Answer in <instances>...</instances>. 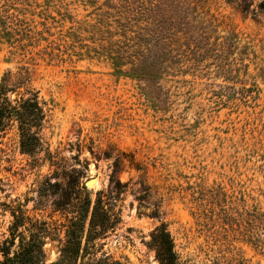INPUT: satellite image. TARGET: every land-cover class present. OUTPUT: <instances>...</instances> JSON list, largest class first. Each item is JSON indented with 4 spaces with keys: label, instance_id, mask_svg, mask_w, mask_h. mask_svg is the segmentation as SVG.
I'll use <instances>...</instances> for the list:
<instances>
[{
    "label": "rangeland",
    "instance_id": "obj_1",
    "mask_svg": "<svg viewBox=\"0 0 264 264\" xmlns=\"http://www.w3.org/2000/svg\"><path fill=\"white\" fill-rule=\"evenodd\" d=\"M207 1L219 24L208 46L219 48L229 30L237 36L225 50L230 72L208 56L136 80L71 50L61 59L37 54L45 41L21 61L0 44V78L27 65L31 87L46 102L39 135L50 153L34 160L20 151L13 127L0 132V241L12 221L4 204L63 221L51 204L58 194L35 206L40 182L51 175L59 192L78 181L91 199L98 190L113 196L120 220L102 243L115 264H158L148 242L160 222L182 264H264V13H251L260 0ZM250 4L249 12L239 10ZM70 7L75 19L92 10L80 1ZM49 24L53 42L70 25ZM43 251L46 263L54 261L58 242L46 239Z\"/></svg>",
    "mask_w": 264,
    "mask_h": 264
},
{
    "label": "trees",
    "instance_id": "obj_2",
    "mask_svg": "<svg viewBox=\"0 0 264 264\" xmlns=\"http://www.w3.org/2000/svg\"><path fill=\"white\" fill-rule=\"evenodd\" d=\"M76 1L83 8L92 7L80 19H75L72 13L75 9L70 7ZM61 2L0 0V44H5L9 54L21 61L31 52L29 49L45 41L46 45L37 54L61 59L62 53L71 50L77 59L105 61L115 75L136 80L156 79L157 71H179L184 61L197 65L208 56L216 69L231 71L232 62L224 57L225 50L237 36L229 30L224 38L226 42L219 48L212 50L208 46L206 41L219 24L208 13L207 0H72L63 5ZM251 5L239 6V10L249 12ZM258 9L264 13V0L255 3L252 15ZM35 17L40 21H35ZM49 20L70 24L65 31H58L55 42L48 41V36H52ZM63 45L66 51L60 49ZM48 112L46 102L30 85L27 65L20 64L15 71L6 70L2 74L0 132L13 127L20 151L34 160L42 152L46 154L43 159L50 160L39 135ZM49 177L40 182L35 206L42 205L46 194H58L51 204L63 221L49 223L26 214L20 203L4 204L12 221L8 237L0 241V264H115L102 243L120 220L112 208L113 196L98 190L91 199L78 181L64 184L59 192L60 184L56 180L50 182ZM150 215L157 218V209ZM46 239L58 242V257L50 263L44 257ZM148 246L158 264H182L165 223L160 222L151 231Z\"/></svg>",
    "mask_w": 264,
    "mask_h": 264
},
{
    "label": "water",
    "instance_id": "obj_3",
    "mask_svg": "<svg viewBox=\"0 0 264 264\" xmlns=\"http://www.w3.org/2000/svg\"><path fill=\"white\" fill-rule=\"evenodd\" d=\"M91 181H93V178L88 179V180L86 181V185H87V186H91V185H93Z\"/></svg>",
    "mask_w": 264,
    "mask_h": 264
},
{
    "label": "bare ground",
    "instance_id": "obj_4",
    "mask_svg": "<svg viewBox=\"0 0 264 264\" xmlns=\"http://www.w3.org/2000/svg\"><path fill=\"white\" fill-rule=\"evenodd\" d=\"M92 182V181H91ZM92 184H93V182H92Z\"/></svg>",
    "mask_w": 264,
    "mask_h": 264
}]
</instances>
